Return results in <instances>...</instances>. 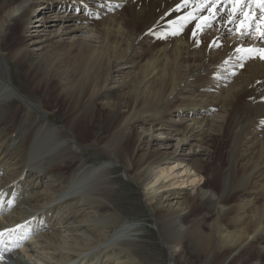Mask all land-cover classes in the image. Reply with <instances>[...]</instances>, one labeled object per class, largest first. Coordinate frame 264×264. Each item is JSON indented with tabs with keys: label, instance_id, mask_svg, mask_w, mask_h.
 <instances>
[{
	"label": "bare ground",
	"instance_id": "1",
	"mask_svg": "<svg viewBox=\"0 0 264 264\" xmlns=\"http://www.w3.org/2000/svg\"><path fill=\"white\" fill-rule=\"evenodd\" d=\"M40 9L49 10L47 21L53 15L57 23L67 22L51 33L59 41L44 40L37 68L21 70L31 86L25 93L12 76L9 81L7 58L27 63L30 53L20 37L48 27L33 22ZM65 9L83 17L59 15ZM242 18L241 39L254 45L231 40L218 47L219 36L232 35ZM84 31L92 39L80 38ZM13 32L10 52L6 41ZM262 32L264 16L249 0H0V232L22 246L9 256L17 264H28L21 251L35 253L39 264H135L142 254L133 249V229L111 209L119 190L104 175L95 177L96 166L76 162L64 146L68 141L76 149H100L145 188L169 264L176 256L181 261L186 247L196 257H210L211 264L234 253L228 264H264V60L258 52L248 60L246 51H237L264 49V41L258 43ZM69 35L74 38L64 43ZM230 58L243 65L231 84L222 69ZM208 77L219 83L207 85ZM9 97L23 102L13 116L3 106ZM199 105L207 112L221 109L222 121L197 113L192 106ZM56 108L60 123L52 118ZM168 111L179 112L172 125ZM164 134L175 145L161 151L153 145ZM31 147L36 151L29 153ZM183 148L192 152L182 155ZM170 161L186 163L203 178L192 195L170 191L175 183L165 182L166 170H149ZM37 248L49 259L38 256ZM82 254L87 258L79 259Z\"/></svg>",
	"mask_w": 264,
	"mask_h": 264
},
{
	"label": "rangeland",
	"instance_id": "2",
	"mask_svg": "<svg viewBox=\"0 0 264 264\" xmlns=\"http://www.w3.org/2000/svg\"><path fill=\"white\" fill-rule=\"evenodd\" d=\"M108 1L112 2L113 0L112 1L108 0ZM119 2H121V0H119ZM96 9L97 8L95 6H92L91 10L93 12H95ZM48 11L49 10H46V9H42V10L40 9L36 13V18H35L36 20L33 21V22H35V21L40 20L41 23L48 22L47 23L48 27L46 29H44V31H42V29H41V31L35 32L34 28H30L29 32L22 34L20 37L23 40L22 45L28 46L27 48H28L29 53H30L29 59H27L28 60L27 63H17L15 58H11L10 56H8V58H7V62L10 64L9 67L6 66V72H7V76L9 78V81L12 83V81H11V76H12L13 84L16 85L22 92H25V93H28L30 91L31 86L23 80V77L21 76V72H22L21 70L24 69L26 67V65L31 66L33 68H37L36 63L40 59V51L39 50L42 48V46L47 45L46 44L47 42H45L46 41L45 39H51L52 41H55V42L59 41V38H56V37L52 38L53 35L51 33L56 32L55 30L58 29V26H60L61 23L65 24L64 22H67V20L65 19L62 22L57 23L56 22L57 21L56 16H53V15H51V18L47 21L46 17H43V16ZM100 12L101 13L103 12V8H101L100 11H96V15H98ZM60 14H61V16L64 15L66 18H70L72 15L73 16L77 15L79 17L82 13L80 11V12H72V14H71V12H69V10L65 9V10H62L59 13V15ZM80 17H83V16L81 15ZM51 20H53V21H51ZM193 21H195V19ZM240 21L241 20L238 19L237 23L233 27H231V31L233 32V33H231L232 35H230V34L224 35V33H223L219 36V43H217L218 47H221L223 44L227 43V41H230L231 43L233 41L236 43V45L237 44L241 45L242 43L244 45H246V44L254 45V43L251 40L246 39L247 37L241 39V35H242L241 26L243 25V22L242 21L240 22ZM32 24L30 25V27L33 26ZM34 24H36V23H34ZM47 24H46V26H47ZM49 25L56 26V27H50L49 28ZM172 28H173L172 30H178L177 27H172ZM140 30L141 29H137L136 32H140ZM179 32H180V34H182L183 30H180ZM54 34H56V33H54ZM78 35L80 38L88 36L89 39H92V38H90L91 36L89 37V34L85 31H84V33H80ZM232 36H234V39H237L236 41H238V43L232 38ZM239 37H240V39H239ZM16 38H17V34H15V32L10 34V36L7 38V41H6L7 42L6 43V49L9 50L10 48H12L11 44L13 42H15ZM73 38H74L73 35L64 36L63 42L64 43L70 42V41H72ZM241 40H242V43H241ZM245 40H246V42H245ZM263 41H264V38L260 39V41L258 43H263ZM260 45H262V44H260ZM140 46L142 47V45H140ZM137 51L140 54L141 51L140 50H137ZM6 52L8 53V55H10V52H12V51L10 49V52L9 51H6ZM254 58H255V55L253 54V52L252 53L247 52L246 59L254 60ZM0 60H1V58H0ZM28 66L26 67V69L29 68ZM241 66H243L242 62L239 63V60L237 62V59H234V58H230L229 61H227L225 63V65L222 66V69L224 70V72L228 73L230 75V78L232 77L230 80L227 81V83H230L231 81H233V78L235 77V75H238V73L240 71H242L243 68ZM11 70H12V72H11ZM40 70H42V68H40L39 71ZM112 77L115 80H118V78H119V77H117L116 74H112ZM190 80L191 79H189V81ZM215 80L216 79L213 77H208L206 79L205 83L207 85L210 84V86H212V84L217 85L219 82L217 83ZM225 86L227 87V85H225ZM209 92H212V91H209ZM210 94H212V93H209V96H210ZM41 99H44L43 96L41 97ZM22 103H23L22 101L20 102V100L14 98V97H9L8 99H6L5 104H3V106L5 108H7L8 114L10 116H13L14 114H16L18 112ZM8 106H9V108H8ZM192 108L196 109L197 113H201L203 111L202 113L204 114V117L206 119H212L213 121H217V122L222 121L221 116H223V114H221V112H220L221 109L211 108V110L207 112L206 110H204L203 106H201V105L197 106V108H195V106H192ZM53 113L54 114H53L52 118L54 120H56L57 123H60V121L62 120L61 108H56L53 111ZM167 113H168V116L166 115V119H168L170 121L171 125L174 124L175 121H177L179 118L177 116V115H179L178 114L179 112L172 114V113H169V111H168ZM263 121L264 120L259 121L260 125L263 124L262 123ZM46 122H47V120L45 118H43V124H45ZM57 123H55V124H57ZM2 126H3V124H2ZM100 126H102V122L97 123V127H98L97 129L98 130L102 129V128L99 129ZM262 128L264 130V126ZM137 129H138V131H140L139 126H137ZM164 131L166 132V130H164ZM93 132H95V129H93ZM161 137H162L163 141H159L155 145H153L154 148L158 147V149H162L161 151H163V148H162L163 145H166L167 143L168 144L170 143V146L175 145L174 140H168L169 142H166L167 140L165 138V134L162 135ZM146 139H147V137H146ZM161 144H162V146H161ZM221 145L223 146L224 144L221 143ZM64 146H69V148L74 152L73 153V159L76 162H79L80 164H82L83 166H85L87 168H91V167L96 166L95 173H97V174L95 175V177L97 178V177H101L100 175H102V176L104 175L103 180L105 179V177H107V179H105L104 181L106 183L111 182L110 185L112 187L111 186L110 187L113 189L119 190L114 195L115 205L113 207H111V209L114 212H116L120 216L121 219H123L122 221L125 222V225L127 224L126 228L129 227L130 229H133L132 231H134V232L130 233L131 235H133V237L131 236V239H133V241L136 244V246L133 247V249L141 251V253H142V254H138V256L135 257V260L132 261V263L136 262L135 264H169L168 253L164 249L163 244L160 242L159 237H158L157 227H156V223H155V217L153 215L154 212L151 211V213H152L151 214L150 213L151 206L147 205L148 204L146 201L147 193H146L145 188H143V186L142 187L138 186L134 182L129 180L126 177L125 172H123V168L121 167V165H119L115 161L108 159V157L105 154H102V151L100 149L92 148V147H87V148L81 147L79 149H76L75 148L76 145H72L71 142H68V141L64 143ZM36 149L37 148L33 149L31 147L29 150V153H31L32 151H36ZM98 150H100V151H98ZM171 150H173V149H171L170 147H169V149H167V151H171ZM181 152H182L181 153L182 155H185V154H188L189 152L191 153L192 150H188V148H183V151H181ZM51 154H52V151L50 149L48 151L47 155L44 157V159H48ZM31 163L36 164L35 167H37V163H35V160H34V157L32 154H31ZM185 165H186V163H179V162L177 163L176 161H174V162L170 161V163L167 162V164H163L162 166L152 165L149 167V170L151 171V173L153 175L158 173L161 169L166 170L168 172L167 175L169 177L165 180V182L170 181L172 183H175L174 185L169 186L170 191L179 192L180 194L188 192V194L192 195L194 192V189L198 185V179L201 181V179H203V178L200 177L201 178L200 179L198 177H195L194 174L190 171V169L187 168ZM145 167H146V165H145ZM98 172H100V173H98ZM165 194L163 193L161 196L164 197V196H166ZM167 195H169V193ZM175 201L176 200H174V201L171 200L170 203L173 202L172 206L175 205ZM165 204H167V203H164V205ZM47 230L49 231V229H45L44 231H42V233L46 232ZM124 235L125 234H123V236ZM126 235H125V237L127 238ZM121 236L122 235H120L119 237H121ZM118 238L115 240H112V241L115 242L116 240H118ZM37 249H35V251H38V253H37L38 256L45 257L46 259H49L50 255L47 254L46 251H41V250H39V249L37 250ZM186 249L187 250L185 252V257H184V255H182L183 257H182V260L180 261L179 256H176V259L173 260V264H211L212 261L210 260V257H206V258L203 256L196 257L195 255L190 253L189 247H186ZM31 253L33 255H35V253H33V252H29L27 254H20L22 256L21 259H23V261H26L28 264H39V263L35 262L36 258L31 256ZM233 256H235V253L230 255V257H228V259H226L223 264H228V262L233 258ZM86 258H87V255H85V254H82L79 256V259H86ZM183 260H185V261H183ZM58 261H62V260L61 259H58L56 261L54 260V262L52 264H63L65 262L64 260L61 263ZM171 264H172V262H171Z\"/></svg>",
	"mask_w": 264,
	"mask_h": 264
},
{
	"label": "snow or ice",
	"instance_id": "3",
	"mask_svg": "<svg viewBox=\"0 0 264 264\" xmlns=\"http://www.w3.org/2000/svg\"><path fill=\"white\" fill-rule=\"evenodd\" d=\"M236 3L239 2V0H235ZM262 3H264V0H261ZM202 26L200 24H197V28H201ZM193 35H195V32H193ZM261 36H264V32L261 33ZM237 51H246V52H258L259 53V58L261 60H264V49H237ZM9 231H14V230H9ZM3 233H0V236H2Z\"/></svg>",
	"mask_w": 264,
	"mask_h": 264
}]
</instances>
